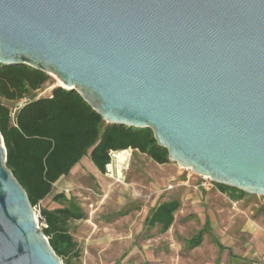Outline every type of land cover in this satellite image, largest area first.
<instances>
[{"label":"water","instance_id":"1","mask_svg":"<svg viewBox=\"0 0 264 264\" xmlns=\"http://www.w3.org/2000/svg\"><path fill=\"white\" fill-rule=\"evenodd\" d=\"M21 64L107 123L152 129L180 166L264 196V0H0V65ZM0 264H63L1 131Z\"/></svg>","mask_w":264,"mask_h":264},{"label":"trees","instance_id":"2","mask_svg":"<svg viewBox=\"0 0 264 264\" xmlns=\"http://www.w3.org/2000/svg\"><path fill=\"white\" fill-rule=\"evenodd\" d=\"M51 80L45 71L27 64L0 65V131L7 152V166L23 186L33 207L52 191L54 183L90 150V158L104 172L109 151L132 147L158 164L168 163L169 152L158 144L150 128L111 124L103 120L74 89L61 85L48 96L24 103L13 119L11 108L2 100L18 102L38 91ZM231 198H240L244 191L215 183ZM54 198L66 205L41 209V229L49 244L65 264H81V248L70 232V222L86 218L82 208L62 194ZM179 200L161 203L150 221L166 230L179 210ZM203 231L192 243L201 242Z\"/></svg>","mask_w":264,"mask_h":264},{"label":"rangeland","instance_id":"3","mask_svg":"<svg viewBox=\"0 0 264 264\" xmlns=\"http://www.w3.org/2000/svg\"><path fill=\"white\" fill-rule=\"evenodd\" d=\"M56 86H59V81L51 75L48 84L25 99L18 102L2 101L11 108V114L15 117V113L24 103L48 96ZM78 168L83 171L72 177L70 175L69 180H72V185L69 186L67 194L71 201L84 210L85 219L92 218L98 225L96 235L100 236L104 227L110 223H113L117 231L121 228L120 226H125L137 232L136 220L139 221L141 218L139 211L142 206H151L166 199L178 198L181 201V207L177 211V224L184 227L182 232L178 230L180 227L176 228L181 234L178 240L188 253L189 264H199L202 260L203 262L213 261L217 255V247L210 239L193 251L186 248L184 244L185 237L194 234L201 225L198 216L203 218L204 214L211 216L214 229L218 230L216 232H219V229L222 230V237L220 236L223 238L222 241L232 246L235 253L240 255L244 260L242 264H264V252L258 253L255 257L249 255L248 249L254 243L251 242L252 235L247 230L248 224L256 227H259L258 224L261 223L264 225V196L246 194L239 199H233L222 192L215 183L208 184L211 182L210 178L205 181L207 185H202L204 179L195 174L191 168L182 167L171 160L165 164H158L146 154L137 151L133 153L123 182H117L108 177L95 179L91 174L96 172L97 167L90 158V150L71 169V172ZM62 204L66 205V202ZM48 205L50 202L46 206ZM42 208L44 203H41ZM126 212L132 214V220L128 222L123 217ZM75 222L77 220L70 222L72 232L75 231L73 227L78 228L74 225ZM87 224L89 225V223L85 224L79 236L75 237L81 242V246L79 245L82 250L81 264H143L144 257L141 252L135 249L132 251L134 244L128 250L125 249L127 252L124 257H120L124 252L119 248L108 250L89 244L91 233L88 231ZM39 226L42 227L40 222ZM129 240H131L130 237ZM164 248L166 249L165 246ZM263 248L264 245H260L259 249L264 251ZM158 249L160 250H157L156 254L159 256L163 248L158 247ZM175 261L174 258L171 259V264H175Z\"/></svg>","mask_w":264,"mask_h":264},{"label":"crops","instance_id":"4","mask_svg":"<svg viewBox=\"0 0 264 264\" xmlns=\"http://www.w3.org/2000/svg\"><path fill=\"white\" fill-rule=\"evenodd\" d=\"M96 169H97L96 172L94 174H91L95 179L107 177L98 168ZM82 171L83 169L78 168L76 169V171L70 172L68 175H63L61 178H59V180H57L54 183L52 191L45 197V199L41 201V203H44V208L52 210L64 206L62 204V202H65L64 200H60L54 197L57 194H62L66 196L68 199H70V197L67 194V191L69 190L68 189L69 186L72 185V180H69L70 175L72 177L75 174L81 173ZM234 199H239V198H234ZM171 200L180 201V199L178 198H170L163 200L161 202H156L151 206H147V205L142 206L141 211H139L141 218L139 221L136 220L137 232H134V230L131 229L129 230L125 226L123 227L120 226L121 228L119 227L120 229L119 231H117L116 227L113 226V223H110L109 225L104 227V231L101 232L100 236H98L96 234H98L99 227L93 221L92 218H87L85 220L84 219L77 220V222H75L74 225L78 226V228L73 227L75 231L72 232L70 230V232L75 239V237L79 236V232L82 231L83 227H85V224L89 223V225L87 224L88 225L87 227L91 235H89L90 238L88 243L95 245V247L97 248H103L108 250H114L115 248H119L120 251L122 250L124 252L123 254H121L120 257L122 256L124 257V255H126L127 252L126 250H128V248L132 246V244H134L132 247V251H134L135 249L137 250V252H141L142 256L144 257L143 264H153L154 262H160L161 264H171V259L173 258L176 260L175 264H189V261L187 260L188 253L185 247H183L181 242L178 240V238H180L181 235L180 232H182V229L184 227L177 224L178 210L174 215L173 223L166 230L163 229L160 223L150 221V217L153 211L161 203L168 202ZM49 202L50 205L46 206L47 203ZM123 217L126 219L127 222L129 220H132V214L130 212L129 213L126 212V214H124ZM198 218L200 220L201 225L197 228L194 234H192L189 237H185L184 244L186 248H188L191 251L198 249L208 239H210L213 242V244L217 247V255L213 261L205 260L203 262L202 260V262H199V264H242L244 260L241 259L240 255L235 253L232 246L224 244V242L222 241L223 239L221 238L222 237L221 235L223 233L222 230L219 229V232H216L218 230L214 229L211 216L209 214H204L203 218H201L200 216H198ZM261 224H258L259 227H256L252 224H248L247 226V230L252 235L251 242L254 243V245L250 246L248 251H249V255L253 257H255V255H257L258 253L264 252L263 250L259 249L260 245L261 246L264 245V225ZM176 227H180L178 229L180 232L177 230ZM201 231H203L201 242L197 245H194L192 243V240ZM129 237L131 238V240H129ZM76 241L80 245L81 242L79 240ZM255 244H256V248H255ZM164 246L166 247V249L164 248ZM158 247L165 249V250L163 249L161 250L162 253H160L159 256L156 254V251L160 250L158 249ZM125 259H127V257Z\"/></svg>","mask_w":264,"mask_h":264},{"label":"built area","instance_id":"5","mask_svg":"<svg viewBox=\"0 0 264 264\" xmlns=\"http://www.w3.org/2000/svg\"><path fill=\"white\" fill-rule=\"evenodd\" d=\"M11 115L12 117H14L13 114ZM134 152L135 151L132 147L110 150L109 161L107 162L106 169L103 172L104 175L114 181L123 182L125 179V173L129 168V164ZM200 176L204 179L202 185H207V182L205 181L208 180L209 177L203 175ZM210 181L211 182H209L208 184L211 185L213 181L211 179ZM33 209L36 220L39 223V220L41 218V204L39 203L37 206L33 207Z\"/></svg>","mask_w":264,"mask_h":264},{"label":"bare ground","instance_id":"6","mask_svg":"<svg viewBox=\"0 0 264 264\" xmlns=\"http://www.w3.org/2000/svg\"><path fill=\"white\" fill-rule=\"evenodd\" d=\"M58 81H59V85L65 87V85L59 79H58Z\"/></svg>","mask_w":264,"mask_h":264}]
</instances>
